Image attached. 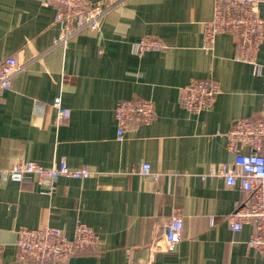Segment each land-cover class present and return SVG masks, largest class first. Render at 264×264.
Returning a JSON list of instances; mask_svg holds the SVG:
<instances>
[{
    "label": "crops",
    "instance_id": "0c3cea01",
    "mask_svg": "<svg viewBox=\"0 0 264 264\" xmlns=\"http://www.w3.org/2000/svg\"><path fill=\"white\" fill-rule=\"evenodd\" d=\"M95 1L112 6L99 29L55 47L62 31L45 0H0V63L14 56L24 66L0 93L2 263L25 264L17 259L19 229L49 225L72 238L81 221L98 234L100 251L59 264H263L247 247L256 227L229 229L228 216L244 193L222 178L201 177L233 163L227 134L235 121L261 116L264 76L235 59L232 34L203 46L215 0ZM143 37L165 48L137 56L134 46ZM257 61L264 66V47ZM199 79L216 80L220 94L194 115L179 97ZM57 97L70 110L63 124L51 107ZM132 99L152 101L156 118L130 123L120 142L115 109ZM19 161L46 168L63 161L92 176L60 178L52 189L36 177L19 184L6 176ZM145 163L157 179L140 174ZM174 211L184 217L181 241L153 252Z\"/></svg>",
    "mask_w": 264,
    "mask_h": 264
},
{
    "label": "built area",
    "instance_id": "2783aa9c",
    "mask_svg": "<svg viewBox=\"0 0 264 264\" xmlns=\"http://www.w3.org/2000/svg\"><path fill=\"white\" fill-rule=\"evenodd\" d=\"M56 13L55 22L61 28V36L55 47L67 45L73 37L84 31L99 29L103 17L111 10L95 0H45ZM264 0H215L213 18L204 23L203 46L210 49L218 35L235 37V59L253 67L256 76H264V66L258 63V55L264 47V17L261 6ZM164 44L156 38L143 37L134 46L137 56L161 51ZM24 70L16 57H8L0 63V93L12 88L14 78ZM220 94V86L214 79L194 80L181 88L179 101L190 114L199 115L209 110ZM41 106V104H38ZM51 107L56 112L58 124L70 118V110L57 97ZM118 124L117 140L123 141L130 123L150 125L156 118L155 105L147 100H125L115 109ZM227 148L234 154L231 164H222L202 181L222 178L230 188L238 187L245 197L237 201L228 216L229 229L239 233L245 226L254 225L256 231L247 247L258 254L264 264V94L260 117L237 120L227 134ZM246 149L247 151H245ZM140 174L153 175L151 166L142 164ZM6 176L12 182L24 184L29 177H36L39 184L52 189L60 178L83 180L92 176L86 168L71 169L66 162L50 168L32 161H19L12 165ZM157 179V175H153ZM213 225V219L211 220ZM184 217L177 211L167 219L163 231L154 241L153 252L172 250L182 238ZM17 259L25 264L66 263L75 253L99 252L101 240L88 225L79 221L72 238L63 230L49 225L36 229L17 231ZM4 248L0 245V264Z\"/></svg>",
    "mask_w": 264,
    "mask_h": 264
}]
</instances>
